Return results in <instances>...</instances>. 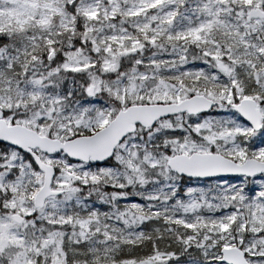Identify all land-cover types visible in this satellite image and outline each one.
Segmentation results:
<instances>
[{"label":"snow or ice","instance_id":"1","mask_svg":"<svg viewBox=\"0 0 264 264\" xmlns=\"http://www.w3.org/2000/svg\"><path fill=\"white\" fill-rule=\"evenodd\" d=\"M0 264H264V0H0Z\"/></svg>","mask_w":264,"mask_h":264}]
</instances>
